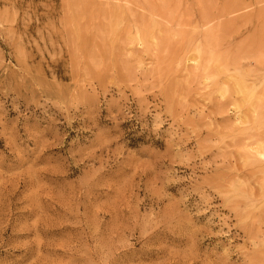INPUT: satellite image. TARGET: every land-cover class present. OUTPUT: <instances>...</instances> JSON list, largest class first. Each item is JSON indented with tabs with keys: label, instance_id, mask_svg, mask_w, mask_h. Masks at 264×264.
<instances>
[{
	"label": "rangeland",
	"instance_id": "374dc122",
	"mask_svg": "<svg viewBox=\"0 0 264 264\" xmlns=\"http://www.w3.org/2000/svg\"><path fill=\"white\" fill-rule=\"evenodd\" d=\"M263 168L264 0H0V264H264Z\"/></svg>",
	"mask_w": 264,
	"mask_h": 264
},
{
	"label": "bare ground",
	"instance_id": "6f19581e",
	"mask_svg": "<svg viewBox=\"0 0 264 264\" xmlns=\"http://www.w3.org/2000/svg\"><path fill=\"white\" fill-rule=\"evenodd\" d=\"M215 44V43H214ZM264 169V168H263ZM263 172V171H262Z\"/></svg>",
	"mask_w": 264,
	"mask_h": 264
}]
</instances>
